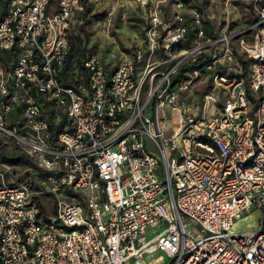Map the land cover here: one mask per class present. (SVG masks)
Segmentation results:
<instances>
[{"label": "built area", "instance_id": "obj_1", "mask_svg": "<svg viewBox=\"0 0 264 264\" xmlns=\"http://www.w3.org/2000/svg\"><path fill=\"white\" fill-rule=\"evenodd\" d=\"M253 2V24L204 44L194 11L197 46L177 55L181 4L174 28L153 10L149 49L108 66L70 58L83 0H0L13 62L0 66V131L38 173L0 171V264H264V0ZM254 30L240 41L247 71H232L230 40ZM203 53L212 91L188 103L197 72L181 68ZM254 212L255 228L235 226Z\"/></svg>", "mask_w": 264, "mask_h": 264}, {"label": "rangeland", "instance_id": "obj_2", "mask_svg": "<svg viewBox=\"0 0 264 264\" xmlns=\"http://www.w3.org/2000/svg\"><path fill=\"white\" fill-rule=\"evenodd\" d=\"M84 11L73 17L69 24L70 58L79 62L86 56H94L111 66L122 59L129 57L135 49L147 51L149 49L147 31L151 11L156 10L161 16L163 23L174 28L178 23L174 18L175 5L178 8L183 24L186 26L187 39L171 46L172 54L177 55L182 51L197 46L194 42L195 27L193 24V12L200 15V26L204 30L205 37L197 39L200 44L206 43L207 38H217L225 31H232L250 26L257 20L256 5L253 0H148V6L140 5L139 0H83ZM159 3V10L154 7ZM53 8V2L50 9ZM161 32L158 31L159 35ZM256 30L242 34L230 40L233 50V61L230 69L242 68L243 72L248 69V56L242 50L240 41L251 44L255 38ZM161 47L155 50L160 56ZM197 57L195 66L191 61L187 62L181 70L192 74L197 72V77L182 94V98L188 103L201 102L207 93L212 91L213 81L210 72L205 70L204 56ZM12 58L7 51L0 50V66L3 70L12 67ZM228 66H226V70ZM196 73L192 74L195 75ZM184 78H191L185 76ZM19 110L7 115L4 124L11 125L21 120ZM177 119L172 118V125ZM62 128V124L59 125ZM169 132L165 133L168 135ZM0 171H6L8 181H15L26 176L38 175L34 163L21 151L15 141L7 134L0 131ZM39 181L46 178L38 176ZM45 186H49L46 182ZM46 211L51 209L52 200L42 199ZM244 217L235 226L249 229L256 227L258 213L254 217ZM156 255V254H155ZM168 259L161 264H167ZM133 264V263H131Z\"/></svg>", "mask_w": 264, "mask_h": 264}, {"label": "bare ground", "instance_id": "obj_3", "mask_svg": "<svg viewBox=\"0 0 264 264\" xmlns=\"http://www.w3.org/2000/svg\"><path fill=\"white\" fill-rule=\"evenodd\" d=\"M164 126H166V127H167V126H168V124H166V123H165V124H164ZM240 221H242V219H241V220H239L237 223H239ZM237 223H236V224H237Z\"/></svg>", "mask_w": 264, "mask_h": 264}]
</instances>
